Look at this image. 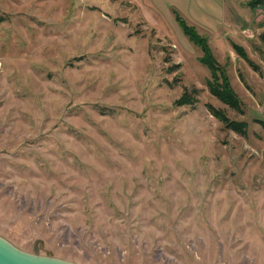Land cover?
Listing matches in <instances>:
<instances>
[{
  "label": "rangeland",
  "instance_id": "374dc122",
  "mask_svg": "<svg viewBox=\"0 0 264 264\" xmlns=\"http://www.w3.org/2000/svg\"><path fill=\"white\" fill-rule=\"evenodd\" d=\"M247 1L0 0V236L76 264H264V6ZM179 19L243 112L209 92Z\"/></svg>",
  "mask_w": 264,
  "mask_h": 264
},
{
  "label": "trees",
  "instance_id": "16d2710c",
  "mask_svg": "<svg viewBox=\"0 0 264 264\" xmlns=\"http://www.w3.org/2000/svg\"><path fill=\"white\" fill-rule=\"evenodd\" d=\"M246 4L249 8L254 9L259 6H264V0H248ZM179 21L185 34H187L189 38L200 48L201 55L199 57V61L206 65L210 71L209 77L206 79V85L209 92L220 102L229 106V108L238 112H243L241 99L232 88L224 66L216 60L206 39L201 37V35H199L193 27L187 25L182 19H179ZM234 48H237L239 54L248 60V57L241 48L237 45H234ZM197 94L198 89L196 87H185L181 95L174 101V103L178 106L184 104H195L198 102ZM208 110L224 125L225 128L231 129L243 136L247 134L248 124L246 121L230 118L224 109L214 107L211 104H208Z\"/></svg>",
  "mask_w": 264,
  "mask_h": 264
},
{
  "label": "water",
  "instance_id": "95a60500",
  "mask_svg": "<svg viewBox=\"0 0 264 264\" xmlns=\"http://www.w3.org/2000/svg\"><path fill=\"white\" fill-rule=\"evenodd\" d=\"M0 264H76L67 260L24 251L0 236Z\"/></svg>",
  "mask_w": 264,
  "mask_h": 264
}]
</instances>
